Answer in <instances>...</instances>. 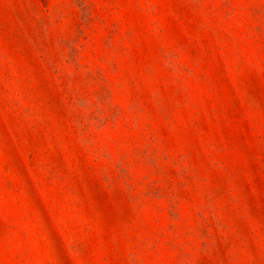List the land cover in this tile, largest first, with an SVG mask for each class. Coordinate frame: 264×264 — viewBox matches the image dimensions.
<instances>
[{
  "label": "rangeland",
  "instance_id": "1",
  "mask_svg": "<svg viewBox=\"0 0 264 264\" xmlns=\"http://www.w3.org/2000/svg\"><path fill=\"white\" fill-rule=\"evenodd\" d=\"M0 264H264V0H0Z\"/></svg>",
  "mask_w": 264,
  "mask_h": 264
}]
</instances>
